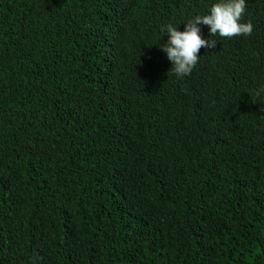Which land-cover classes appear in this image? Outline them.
Masks as SVG:
<instances>
[{
  "label": "trees",
  "instance_id": "trees-1",
  "mask_svg": "<svg viewBox=\"0 0 264 264\" xmlns=\"http://www.w3.org/2000/svg\"><path fill=\"white\" fill-rule=\"evenodd\" d=\"M214 2L0 0V264H264V0L157 46Z\"/></svg>",
  "mask_w": 264,
  "mask_h": 264
},
{
  "label": "clouds",
  "instance_id": "clouds-1",
  "mask_svg": "<svg viewBox=\"0 0 264 264\" xmlns=\"http://www.w3.org/2000/svg\"><path fill=\"white\" fill-rule=\"evenodd\" d=\"M246 11V0H215L211 3L207 13L188 17L179 26L167 23L160 26V33L167 36L164 43H158L159 49L166 54L171 64L170 71L176 78L189 76L197 65L201 48L214 50L218 40L213 37L232 38L247 37L253 31V24L249 20L242 22ZM207 26L209 36L204 38L202 27ZM254 94L264 98V83H261Z\"/></svg>",
  "mask_w": 264,
  "mask_h": 264
}]
</instances>
